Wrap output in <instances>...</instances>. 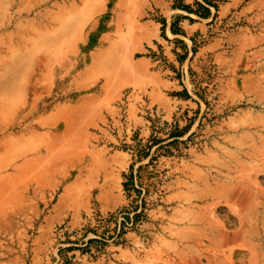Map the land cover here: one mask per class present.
<instances>
[{
    "label": "rangeland",
    "instance_id": "rangeland-1",
    "mask_svg": "<svg viewBox=\"0 0 264 264\" xmlns=\"http://www.w3.org/2000/svg\"><path fill=\"white\" fill-rule=\"evenodd\" d=\"M211 1L166 56L180 0H0V264H264V0Z\"/></svg>",
    "mask_w": 264,
    "mask_h": 264
},
{
    "label": "crops",
    "instance_id": "crops-1",
    "mask_svg": "<svg viewBox=\"0 0 264 264\" xmlns=\"http://www.w3.org/2000/svg\"><path fill=\"white\" fill-rule=\"evenodd\" d=\"M198 1H200V0H198ZM253 2H255V1H253ZM180 3L184 4V5H188L189 7L193 8V4L195 3V0H180ZM229 4L230 5H228V7H226V5L223 6V9L226 10V8H227V10H230L232 4L231 3H229ZM166 8L171 9V8H169L168 5ZM246 8H249V7L247 6ZM174 10L177 12L176 14L178 16L177 25H176L177 26V32L173 33L171 31V29H170V27H171L170 17L169 18L166 17L165 26H164V30H163V32L165 34V38L160 37L157 40V44L160 46L162 53L165 54L166 56L172 55V52H171L172 42H171V40H181V39H184L185 36L190 37L191 35H193L198 30H202L204 28L203 26H205V24L203 25L202 23H200V20L206 21V22L209 21V18H207V19L200 18V17L196 16L195 14L189 13L186 10H183L180 8H175ZM190 18H197L199 21L198 20L197 21L196 20L191 21ZM158 30H159V27H158ZM159 32H161V30H159ZM54 236H55V234H54ZM65 253L75 254V259L81 260L78 257V251L73 249V248H66Z\"/></svg>",
    "mask_w": 264,
    "mask_h": 264
},
{
    "label": "trees",
    "instance_id": "trees-1",
    "mask_svg": "<svg viewBox=\"0 0 264 264\" xmlns=\"http://www.w3.org/2000/svg\"><path fill=\"white\" fill-rule=\"evenodd\" d=\"M202 1H203L205 4L209 5V6H213V7H215V5H213V3H212L211 0H202ZM195 4H196L197 7H198L199 9H201V10H198V9H197V10H194V9H192L191 7L187 6V5H182L181 7H182L184 10L188 11L189 13L199 14V16H200V17H203V18L207 17V16L210 14V10H209V8H208L207 6H204L203 3L199 2V1H195ZM173 26H174V23L171 24V29H172L173 31H175L174 28H173ZM163 29H164V22H163Z\"/></svg>",
    "mask_w": 264,
    "mask_h": 264
},
{
    "label": "bare ground",
    "instance_id": "bare-ground-1",
    "mask_svg": "<svg viewBox=\"0 0 264 264\" xmlns=\"http://www.w3.org/2000/svg\"><path fill=\"white\" fill-rule=\"evenodd\" d=\"M138 31H139V33H142L143 35L146 34L145 30H144L143 32L141 31V28H138ZM142 34H141V35H142Z\"/></svg>",
    "mask_w": 264,
    "mask_h": 264
}]
</instances>
